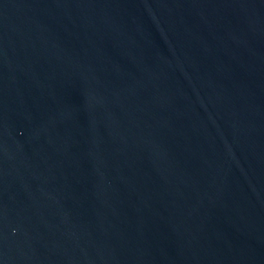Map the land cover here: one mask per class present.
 Masks as SVG:
<instances>
[{
    "label": "water",
    "instance_id": "95a60500",
    "mask_svg": "<svg viewBox=\"0 0 264 264\" xmlns=\"http://www.w3.org/2000/svg\"><path fill=\"white\" fill-rule=\"evenodd\" d=\"M0 264H264V0H0Z\"/></svg>",
    "mask_w": 264,
    "mask_h": 264
}]
</instances>
